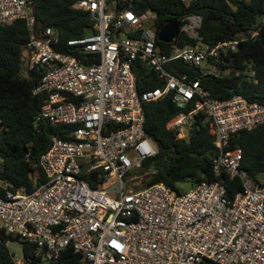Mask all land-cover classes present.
Listing matches in <instances>:
<instances>
[{"label":"built area","instance_id":"1","mask_svg":"<svg viewBox=\"0 0 264 264\" xmlns=\"http://www.w3.org/2000/svg\"><path fill=\"white\" fill-rule=\"evenodd\" d=\"M64 1L94 22L92 34L67 42L75 55L56 48V29H37L33 0H0V26L25 21L24 63L42 74L33 90L44 95L37 127L46 121L75 128L72 141L56 136L41 156L46 182L37 190L4 187L0 238L32 245L31 256L13 257L11 264L55 263L68 247L81 255L80 264H264V185L242 168L243 152L234 143L239 133L264 124V104L239 94L213 98L200 80L169 69L176 61L198 69L207 61V68L239 41L181 47L178 36L165 53L157 45L156 16L136 10L142 0ZM181 23L180 34L199 40L200 16L189 13ZM138 65L161 87L140 92ZM207 74L218 76L215 69ZM164 99L181 111L192 107L166 124L179 139L189 138L196 114L207 117L215 174L239 180L242 192L230 198L222 181L187 194L165 184L128 188L132 173L158 153L145 131L144 105ZM1 127L0 119V134Z\"/></svg>","mask_w":264,"mask_h":264},{"label":"trees","instance_id":"2","mask_svg":"<svg viewBox=\"0 0 264 264\" xmlns=\"http://www.w3.org/2000/svg\"><path fill=\"white\" fill-rule=\"evenodd\" d=\"M136 10H148L156 16L157 33L171 19L182 26L181 19L187 14L200 16L199 40L190 39L182 32L177 39L181 47L201 42L212 48L221 42L238 40L236 51H227L221 57L210 60L218 76L203 75L200 69L181 61L171 63L169 69L200 80L213 98L227 100L239 94L264 104V0H190L188 3L180 0H142ZM31 11L37 29L53 27L58 31L60 45L56 48L59 51L75 55L67 47V42L83 39L94 32L90 14L73 8L64 0H33ZM253 32L257 35L252 38ZM28 38L23 20L9 27L0 26V197L5 196V186L14 193L37 190L46 182L39 161L51 146L52 139L56 136L64 141L74 139V127L53 126L46 121L39 122V127L36 125L44 95L33 94L42 78L40 71H28L22 64ZM157 45L169 53L171 45L159 41ZM135 72L140 92L161 87L155 74L147 68L138 65ZM191 109L189 106L183 111L178 110L169 99L144 105L145 131L158 153L146 160L131 176L146 175L145 188L165 184L179 194V183L197 186L204 182L222 181L229 197L233 198L243 191V187L239 180L215 174L213 161L217 148L207 117L201 113L195 115L187 140L179 139L176 132L166 128L172 117L187 114ZM234 143L243 152L242 168L264 185V181L260 180L264 175V124L252 131L239 133ZM15 240L13 237L0 238V264L12 263L13 255L7 243ZM21 244L24 257L31 256L32 245ZM81 261V255L68 247L57 262L50 264H80Z\"/></svg>","mask_w":264,"mask_h":264},{"label":"rangeland","instance_id":"3","mask_svg":"<svg viewBox=\"0 0 264 264\" xmlns=\"http://www.w3.org/2000/svg\"><path fill=\"white\" fill-rule=\"evenodd\" d=\"M208 65L207 61H204L200 67V71L202 74H206L209 71H213L214 67L212 65H209L207 68L206 66ZM187 133V130L185 131ZM147 176L142 175V176H130L128 178V183L127 186L129 189H135V190H141L144 189L146 186V181H147ZM127 179H125L126 181ZM261 181H264V175L260 177ZM180 194H187L189 193L195 185L192 183H179L177 185ZM7 248L10 251V253L13 255L14 259L22 261L24 259V253H23V248L22 244L20 241L15 240V241H9L7 243Z\"/></svg>","mask_w":264,"mask_h":264},{"label":"water","instance_id":"4","mask_svg":"<svg viewBox=\"0 0 264 264\" xmlns=\"http://www.w3.org/2000/svg\"><path fill=\"white\" fill-rule=\"evenodd\" d=\"M156 14V13H155ZM173 18V15H170ZM180 34V25L179 23L171 19L168 21L158 32V41L164 44H171ZM25 65V63H22Z\"/></svg>","mask_w":264,"mask_h":264}]
</instances>
